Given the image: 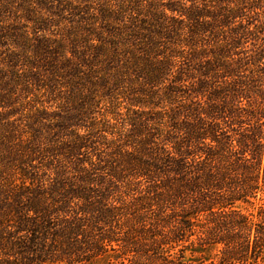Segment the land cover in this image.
<instances>
[{
    "label": "trees",
    "instance_id": "16d2710c",
    "mask_svg": "<svg viewBox=\"0 0 264 264\" xmlns=\"http://www.w3.org/2000/svg\"><path fill=\"white\" fill-rule=\"evenodd\" d=\"M96 1L0 58V264H264V0Z\"/></svg>",
    "mask_w": 264,
    "mask_h": 264
},
{
    "label": "rangeland",
    "instance_id": "374dc122",
    "mask_svg": "<svg viewBox=\"0 0 264 264\" xmlns=\"http://www.w3.org/2000/svg\"><path fill=\"white\" fill-rule=\"evenodd\" d=\"M42 2L43 5H38L35 0H0V8L1 5H5L7 10L14 14H5V23L2 26L13 27L11 32L16 36L15 42L7 39L0 44V58H5L11 53L26 54L27 58L35 57L38 53L35 47L38 42L49 43L47 40H53L51 43L54 44L56 43L54 40L59 39L63 33L64 27L70 26L73 21H80V18L73 17L72 10L75 7H96L98 1L87 0L85 3H80L77 0H43ZM25 9L29 16H26L27 11L24 13ZM124 100H118L120 105H125Z\"/></svg>",
    "mask_w": 264,
    "mask_h": 264
}]
</instances>
